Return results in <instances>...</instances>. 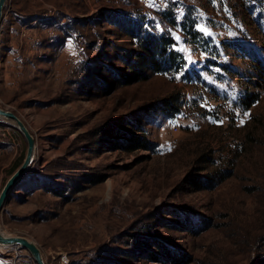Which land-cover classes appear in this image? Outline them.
Returning <instances> with one entry per match:
<instances>
[{
	"label": "rangeland",
	"instance_id": "374dc122",
	"mask_svg": "<svg viewBox=\"0 0 264 264\" xmlns=\"http://www.w3.org/2000/svg\"><path fill=\"white\" fill-rule=\"evenodd\" d=\"M186 15L217 57L184 42ZM144 33L172 37L183 61L129 83ZM263 39L264 0H7L0 108L35 154L0 232L33 242L44 264H261L264 82L218 42L263 63ZM166 99L175 117L158 110ZM26 151L0 118V191ZM0 264L35 262L0 245Z\"/></svg>",
	"mask_w": 264,
	"mask_h": 264
},
{
	"label": "trees",
	"instance_id": "16d2710c",
	"mask_svg": "<svg viewBox=\"0 0 264 264\" xmlns=\"http://www.w3.org/2000/svg\"><path fill=\"white\" fill-rule=\"evenodd\" d=\"M196 25L197 24L195 20L189 18V16L186 15L185 20H183L181 24V33L184 37V42L194 47V49L202 50L203 48L204 51L212 50V54L210 55L217 57L218 53L213 51L216 50L215 45H210L211 40L205 37L202 32L195 30ZM126 28H129V25ZM136 35L138 38V50L130 51L132 54L131 60L133 62L129 64V67L132 71L126 75V79H128L127 81L129 83H133L140 79H146L149 75L148 73H160L165 71L177 72V66L181 65L183 58L181 52L175 48L176 42L172 37L165 34L158 36L150 33ZM218 43L224 51L230 50L236 55V57L248 62L251 70H253L255 74H258L259 79L264 82V61L262 63V60L259 56H256L252 52H247L242 44H237L235 40H221ZM222 67L226 68V66ZM248 79L251 80V78L247 77V81L252 83ZM257 100L258 95L256 93H251L244 95L243 99L239 102L244 108H249ZM175 102L166 99L163 101L162 105L159 106L158 110L161 111L164 117H175V115L179 114L182 107L180 102L177 101L178 104L176 105L174 104ZM136 144L142 147H147L148 145L147 142L140 137ZM19 165L20 164L15 166L10 175L19 167ZM207 182L208 186H210L211 181ZM261 264H264V260Z\"/></svg>",
	"mask_w": 264,
	"mask_h": 264
},
{
	"label": "water",
	"instance_id": "95a60500",
	"mask_svg": "<svg viewBox=\"0 0 264 264\" xmlns=\"http://www.w3.org/2000/svg\"><path fill=\"white\" fill-rule=\"evenodd\" d=\"M7 0H0V24L2 20V12ZM0 118L12 121L18 131L24 136L27 142V151L25 158L18 169L8 178L2 190L0 191V212L8 194L14 190L15 185L21 180L23 174L32 165L35 154V142L23 122H21L15 114L0 108ZM0 245L2 246H19L28 251L35 264H44L39 248L31 241L23 237L3 236L0 233Z\"/></svg>",
	"mask_w": 264,
	"mask_h": 264
},
{
	"label": "built area",
	"instance_id": "2783aa9c",
	"mask_svg": "<svg viewBox=\"0 0 264 264\" xmlns=\"http://www.w3.org/2000/svg\"><path fill=\"white\" fill-rule=\"evenodd\" d=\"M64 263H66V260H65V258L62 256V257L60 258V264H64Z\"/></svg>",
	"mask_w": 264,
	"mask_h": 264
},
{
	"label": "bare ground",
	"instance_id": "6f19581e",
	"mask_svg": "<svg viewBox=\"0 0 264 264\" xmlns=\"http://www.w3.org/2000/svg\"><path fill=\"white\" fill-rule=\"evenodd\" d=\"M1 233V232H0ZM1 235H3L2 233H1ZM3 236H6V235H3Z\"/></svg>",
	"mask_w": 264,
	"mask_h": 264
}]
</instances>
